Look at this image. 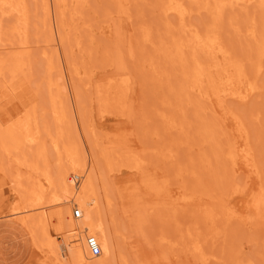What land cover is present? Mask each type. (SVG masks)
<instances>
[{"label":"rangeland","instance_id":"1","mask_svg":"<svg viewBox=\"0 0 264 264\" xmlns=\"http://www.w3.org/2000/svg\"><path fill=\"white\" fill-rule=\"evenodd\" d=\"M24 1L22 42L0 9V80L37 97L0 87V264H264V0Z\"/></svg>","mask_w":264,"mask_h":264},{"label":"bare ground","instance_id":"2","mask_svg":"<svg viewBox=\"0 0 264 264\" xmlns=\"http://www.w3.org/2000/svg\"><path fill=\"white\" fill-rule=\"evenodd\" d=\"M60 1V0H59ZM58 1V2H59ZM62 1V0H61ZM73 1H75V0H73ZM73 1L71 2V3H73ZM24 0H0V9H2L4 12H9V14H11V15H13V16H15V23H13L12 22V24H14L13 25V27H11L10 29V34L12 35V36H16V37H19V38H21V40H20V42H22V38L24 39L25 38V36H26V26L24 25V21H26V6H25V4H24ZM63 2V1H62ZM76 2H77V0H76ZM73 4H75V3H73ZM77 4V3H76ZM63 5H66V3H64ZM62 5V6H63ZM61 6V5H60ZM68 6V5H67ZM71 6V5H70ZM79 6V5H78ZM162 6H163V14L165 15V14H167L168 12L169 13H175L176 14V17H177V19L178 20H180V21H183V18H184V15H185V12H186V10H185V8L184 7H182V5H181V2L179 1V0H164V1H162ZM75 8V7H74ZM77 8V7H76ZM28 9V8H27ZM71 10V9H70ZM75 10V9H74ZM77 10V9H76ZM162 10V9H161ZM60 11V10H59ZM63 11V10H62ZM2 12V11H1ZM72 12V11H71ZM77 12V11H76ZM62 13H64V12H62ZM70 13V12H69ZM28 15V14H27ZM71 15H73V13L71 14ZM70 16V15H69ZM1 17V16H0ZM62 17V16H61ZM72 19H73V17L72 16H70ZM75 18V17H74ZM62 20L64 19L63 17L61 18ZM72 19H71V22H72ZM13 20V21H14ZM64 21V20H63ZM179 21V22H180ZM44 22V21H43ZM70 22V21H69ZM67 23V22H66ZM65 23V24H66ZM182 23V22H181ZM181 23H180V25H181ZM63 25H64V23H63ZM179 25V26H180ZM12 26V25H11ZM65 26V25H64ZM69 26H70V24H69ZM66 27H68V26H65V28ZM71 27V26H70ZM74 28V27H73ZM183 28V27H182ZM76 29L74 28V31H75ZM181 30V29H180ZM1 33H2V31H1ZM78 33V32H77ZM66 34V33H65ZM2 35V34H1ZM1 35H0V43H6L7 41H8V39H6V38H2L1 37ZM77 35V34H76ZM67 36V35H66ZM79 37V36H78ZM75 39V38H74ZM193 39V38H192ZM199 39V38H198ZM210 39V38H209ZM79 40V39H78ZM25 41H27V40H25ZM72 41V40H71ZM81 41V40H80ZM208 41V40H207ZM211 41V40H210ZM28 42V41H27ZM27 42H26V44H27ZM80 43V42H79ZM91 43H92V41H91ZM209 43V42H208ZM214 42L213 41H211L209 44H208V46L209 47H213L214 48V44H213ZM25 44V45H26ZM73 44V43H72ZM185 44V43H184ZM71 45V44H70ZM73 45H75V44H73ZM30 46V45H29ZM82 46V45H81ZM94 46V45H93ZM96 46V45H95ZM25 47H27V45L25 46ZM24 47V50L25 49H27V48H25ZM71 47V46H70ZM80 47V46H79ZM78 47V48H79ZM72 48V47H71ZM70 48V49H71ZM75 48V47H74ZM74 48H73V50H74ZM95 48V47H94ZM4 50V49H3ZM77 50V49H76ZM84 50V49H83ZM21 51V50H20ZM72 51V50H71ZM79 51V50H78ZM12 52V51H11ZM84 52V51H83ZM82 53V52H81ZM87 53V52H86ZM85 53V54H86ZM91 53H92V51H91ZM90 53V54H91ZM99 53V52H98ZM23 54V53H22ZM97 54V53H96ZM14 55V54H13ZM18 55V54H17ZM82 56V55H81ZM86 56V55H85ZM98 56V55H97ZM93 57V56H92ZM89 58V60H90V58L91 57H88ZM101 58V57H100ZM86 59V58H85ZM23 60V59H22ZM21 60V61H22ZM1 61V60H0ZM23 62V61H22ZM16 63V62H15ZM15 65H17V64H14V66ZM18 65H19V63H18ZM21 65V64H20ZM23 66V65H22ZM53 66V65H52ZM48 67V66H47ZM79 67H81V66H79ZM12 68V67H11ZM10 68V69H11ZM54 68V67H53ZM74 68V67H73ZM78 68V67H77ZM49 69V68H48ZM53 70V69H52ZM74 70V69H73ZM84 71V70H83ZM1 73V72H0ZM83 74V73H82ZM86 74V73H85ZM2 75V74H1ZM11 75H13V74H11ZM80 75H81V73H80ZM90 75V74H89ZM4 76V75H3ZM14 76V75H13ZM13 76H11V78L13 77ZM77 78H79V72H77V75H75ZM2 77V76H1ZM0 77V79H3V80H6V79H4L5 78V76L4 77H2L1 78ZM63 77V76H62ZM75 77V78H76ZM82 78H84V77H80V79H82ZM197 78V77H196ZM201 78V77H200ZM24 79V78H23ZM73 79V78H72ZM87 79V78H86ZM222 80V79H221ZM2 80H0V87H3V89H4V92L6 91V94L8 95V96H10V97H12V98H15L17 101H18V103L20 104V102H22V101H25V102H27V104H28V102L30 101V97H31V99H32V102H33V98L34 97H36L35 95H32V96H29V90H28V88H26V84L24 83V82H22L21 80H18L17 81V85H16V87H14L13 86V84H9L7 81H3V82H1ZM226 81V80H225ZM53 82V81H52ZM195 82H199V80L198 81H196L195 80ZM231 82V81H230ZM49 84L51 83V81H49L48 82ZM52 84H54V83H51L50 85L52 86ZM48 85V84H47ZM126 85V82L124 83V86ZM197 85H199V84H197ZM221 85H223V84H221ZM50 86V87H51ZM224 86V85H223ZM53 87V86H52ZM58 87V86H57ZM56 87V88H57ZM198 87V86H197ZM116 88V89H115ZM115 88H110V87H108L107 88V93L109 94H117V92H116V90H117V88H119V87H115ZM125 88H126V86H125ZM55 89V88H54ZM123 90H124V88H122ZM58 90V89H57ZM108 90H109V92H108ZM47 91H50V90H47ZM103 91V90H102ZM102 91H101V93H102ZM198 91V90H197ZM52 92V91H51ZM50 92V93H51ZM56 92V91H55ZM58 92H59V90H58ZM104 92V91H103ZM116 92V93H115ZM120 92H123V91H120L119 89H118V94H120ZM107 93H105V94H107ZM217 93V92H216ZM32 94H33V92H32ZM56 95H58V93H55ZM55 94H54V97H56L55 96ZM107 94V95H108ZM53 95V94H52ZM49 96H51V95H49ZM102 96L104 97V94H102ZM116 96V95H115ZM59 97V96H58ZM100 97V96H99ZM103 97H101V98H103ZM108 97V96H107ZM107 97H106V99L104 98V100H106L107 101ZM235 97V96H234ZM51 98H53V97H51ZM35 99H37V97L35 98ZM113 99H114V97H113ZM29 100V101H28ZM53 100V102H54V104H55V107H52V108H55L56 109V107L58 108V106H57V104H56V102H61V101H57V99H52ZM51 100V101H52ZM55 100V101H54ZM105 101V102H106ZM15 102V101H14ZM13 102V103H14ZM108 102H109V100H108ZM16 103V102H15ZM35 103H36V107H38L37 105V101H35ZM35 103H33V104H35ZM52 103V102H51ZM102 103H103V101H102ZM21 104H24V103H21ZM26 104V103H25ZM27 104L25 105V107L23 108L24 110L23 111H25L26 113H27V115L28 114H30V116H34V114L36 113L37 115H38V113H40L38 110H36V108L34 107V105L33 106H31L30 108H29V111H27ZM50 105V104H49ZM114 105V104H113ZM119 105V104H118ZM121 106V105H120ZM103 107H105V105L103 106ZM108 107V106H107ZM52 108H50V109H52ZM60 108H63V105L62 106H60ZM37 109H39L40 110V108L38 107ZM104 109V108H103ZM103 109H102V111H103ZM44 110H45V108H44ZM44 110H43V112H44ZM53 110V109H52ZM57 110H59V109H57ZM38 111V112H37ZM56 111V110H55ZM105 111V110H104ZM103 111V112H104ZM24 113V112H23ZM42 115H43V113H42ZM41 116V113H40V115H39V117ZM44 116V115H43ZM52 116L53 117H55V115L54 114H52ZM27 117V116H26ZM57 117H59V116H57ZM44 118H45V116H44ZM43 117L41 118L42 119V121H43V119H44ZM38 119V118H37ZM41 119H40V121L39 122H41ZM57 120V119H56ZM62 119H60V121H61ZM43 122H45V121H43ZM58 122V121H57ZM56 122V123H57ZM60 124H61V122H60ZM59 124V125H60ZM40 125H42V124H40ZM12 127H13V125H12ZM40 127H43V125L42 126H40ZM47 127V126H46ZM46 129V128H45ZM58 129H59V126H58ZM9 130H11V129H9ZM38 130V129H37ZM41 130V129H40ZM40 130H38L39 132H40ZM42 130H43V128H42ZM41 130V131H42ZM12 131V130H11ZM44 132H46L45 130H43V133ZM58 132V131H57ZM53 133H55V132H53ZM42 134V133H41ZM57 134V133H56ZM44 136V135H43ZM37 137V136H36ZM46 137V136H45ZM33 138H35V137H33ZM33 138L31 139V142H32V140H33ZM37 139V138H36ZM39 139H41L40 138V136H39ZM38 139V140H39ZM43 140H45L44 138H42ZM37 140V141H38ZM43 140L42 141H40V142H42V145H43ZM46 140H47V138H46ZM45 140V141H46ZM50 140V139H49ZM30 141V140H29ZM35 141V140H34ZM48 141V140H47ZM46 141V142H47ZM52 142V141H51ZM27 145L30 143V142H25ZM33 143V142H32ZM35 143H36V141H35ZM49 143V142H48ZM54 143H55V141H54ZM41 144V143H40ZM47 144V143H46ZM52 144V143H51ZM33 145L34 144H32V145H30V146H32L33 147ZM41 145V146H42ZM53 145V144H52ZM35 147H36V144L34 145ZM54 146H56V145H54ZM32 147H30V148H32ZM44 148H45V146H43ZM22 148H23V146H22ZM50 148V147H49ZM2 149V148H1ZM36 149H37V147H36ZM46 149V148H45ZM27 150V149H26ZM40 150H42L41 148H40ZM54 150H56V149H54ZM38 152L37 153H39V150H37ZM51 151H53V150H51ZM58 151H60V150H58ZM68 151V150H67ZM66 151V152H67ZM28 152H30V151H28ZM42 152V151H41ZM49 152V151H48ZM20 153V152H19ZM44 153V152H43ZM46 153V152H45ZM30 154V153H29ZM52 154H54V153H52ZM58 154V153H57ZM60 154V153H59ZM67 154H68V152H67ZM66 154V155H67ZM44 155V154H43ZM48 155V154H47ZM50 155V154H49ZM56 155V154H55ZM55 155H53V156H55ZM61 155V154H60ZM29 156V155H28ZM36 156H38V155H36ZM232 156H233V154H232ZM17 157V156H16ZM39 157H42V156H39ZM49 157V156H48ZM56 157V156H55ZM24 158V157H23ZM33 158V157H32ZM68 158H69V155H68ZM17 159V158H16ZM53 159V158H52ZM58 159V158H57ZM230 159V158H229ZM15 160V159H14ZM21 160L22 161H25L26 159L24 158V159H22V157H21ZM21 160H19V161H21ZM32 160V159H31ZM72 160V159H71ZM15 162V161H14ZM28 162H32V161H30V160H28V161H26V163L28 164ZM44 162H46V161H44ZM18 163V162H17ZM25 163V164H26ZM22 164V163H21ZM24 164V163H23ZM22 164V165H23ZM27 164H26V166H27ZM31 164H33V162L32 163H30V165ZM36 165L37 164H35V165H32V167L33 166H35L36 167ZM25 166V165H24ZM73 166V165H72ZM234 166V165H233ZM27 167H29L28 169H31L32 167L31 166H27ZM31 167V168H30ZM73 168V167H72ZM34 169V168H33ZM32 170V169H31ZM31 170H29V171H31ZM36 170H38V167H37V169ZM36 170L34 171V173L36 172ZM33 171V170H32ZM31 171V172H32ZM33 173V172H32ZM45 174L46 173H43V177L45 176ZM42 176V175H41ZM46 177H47V175H46ZM50 178H47V180H49ZM51 180V179H50ZM52 181V180H51ZM48 182V181H47ZM49 183L51 184V182H48V185L47 186H50L49 185ZM39 184V183H38ZM90 184V183H89ZM42 185V184H41ZM52 185V184H51ZM44 186V185H43ZM43 186L42 187H40V184H39V187L40 188H43ZM39 188V192H40V190H42V189H40ZM45 188V187H44ZM35 191V190H34ZM39 192H37V194H35L36 192H34V196L35 195H37V196H40L41 198H42V196L43 195H40L39 194ZM43 193H41V194H44V192L45 191H42ZM39 194V195H38ZM36 197V196H35ZM38 200H40V199H38ZM46 200V199H45ZM41 201H42V199H41ZM68 201V200H67ZM95 201H97V199L95 200ZM39 202V201H38ZM40 204V203H39ZM59 207V206H58ZM94 207V206H93ZM96 207H98V205L96 206ZM100 208V207H99ZM99 208H97V209H99ZM80 209V208H79ZM97 209H95L96 211H97ZM94 210V211H95ZM206 210V209H205ZM61 211V210H60ZM59 211V212H60ZM100 211V210H99ZM98 211V212H99ZM213 211V210H212ZM76 212V213H75ZM74 212V215H75V217L76 218H78L79 217V212L78 211H75ZM207 212H208V210H207ZM211 212V211H210ZM213 213V212H212ZM97 214V213H96ZM205 214H208L207 215V218L210 220V221H212L213 220V216H212V214L211 213H205ZM82 215V214H81ZM214 215V214H213ZM99 216V215H98ZM206 217V216H205ZM50 219L48 218V220L47 221H49ZM207 220V219H206ZM41 221V220H40ZM41 223V222H40ZM90 224H92V223H90ZM45 225V224H44ZM92 226V225H91ZM91 226H90V229H92L91 228ZM96 226V225H95ZM93 229H95V227L93 228ZM92 229V230H93ZM75 230V229H74ZM91 230V231H92ZM33 231V230H32ZM94 231H96V230H94ZM44 232V231H43ZM77 232V231H76ZM97 232V231H96ZM94 233V232H93ZM99 233V232H98ZM98 233H96V235L98 234ZM45 235V234H44ZM77 236V235H76ZM44 237V236H43ZM93 237H95V235L93 234ZM95 240H96V238H94ZM48 243H49V241H48ZM51 243V242H50ZM81 243V242H80ZM79 243V244H80ZM75 244H76V241H75ZM97 244H99V243H97ZM96 248H97V253L96 254H93L92 252H91V249H90V252H91V254L92 255H98L102 250H100V248L98 247V246H96V245H94ZM102 246H104V245H102ZM194 246V245H193ZM197 247H199V246H197V245H195V248H196V250H197ZM51 248H53V247H51ZM105 248V247H104ZM103 248V249H104ZM54 249V248H53ZM81 249V248H80ZM51 250V249H50ZM82 250V249H81ZM106 249H104L103 251H105ZM54 252V251H53ZM56 252V251H55ZM107 252V251H106ZM105 252V253H106ZM103 253V252H102ZM105 253H104V256H106L107 255V253H106V255H105ZM200 253H201V251H200ZM100 255V254H99ZM81 258V257H80ZM106 258H107V256H106ZM77 259H79V258H77ZM78 262V261H77ZM80 262V261H79ZM122 262V261H121ZM78 264H80V263H78ZM86 264V263H85ZM119 264H120V262H119ZM123 264V263H122Z\"/></svg>","mask_w":264,"mask_h":264},{"label":"built area","instance_id":"3","mask_svg":"<svg viewBox=\"0 0 264 264\" xmlns=\"http://www.w3.org/2000/svg\"><path fill=\"white\" fill-rule=\"evenodd\" d=\"M75 213H76V212H75ZM90 247H91V248H90V249H91V252H92L93 254H96L97 251H98L97 248H96L92 243L90 244Z\"/></svg>","mask_w":264,"mask_h":264}]
</instances>
